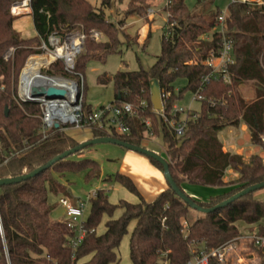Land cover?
I'll list each match as a JSON object with an SVG mask.
<instances>
[{
  "label": "trees",
  "instance_id": "trees-1",
  "mask_svg": "<svg viewBox=\"0 0 264 264\" xmlns=\"http://www.w3.org/2000/svg\"><path fill=\"white\" fill-rule=\"evenodd\" d=\"M16 1L20 0H0V180L31 173L79 145L59 129L50 130L43 139L38 106L19 103L16 99L20 71L27 58L38 53L37 48L46 35L63 36L76 28L82 29L86 38L75 66L76 72L83 76L86 62H104L107 56L119 52L121 45L117 26L106 19L103 10L94 9L87 0H30L36 36L23 38L13 29L15 18L10 14V6ZM99 1L101 8L110 7L111 0ZM204 1L197 0V3L200 5ZM144 3L143 0L139 8L129 4L125 14H136L144 19ZM165 11L166 34L161 38L160 54L151 68L148 71H117L110 77L98 76L96 81L102 86L111 84V104L128 103L136 111L135 117L126 120L129 136L114 132L110 136L144 148L143 141L147 137L144 121H149V132L153 138L160 137L169 173L180 190L184 182L208 188H230L207 202L192 200L202 208H212L264 182V164L257 155L244 162L241 156L224 152L218 139L223 129L244 125L251 144L264 152L261 140L264 134V7L255 2H235L227 9L224 34L232 40L235 60L230 68L231 86L214 80L202 84V79L211 72L202 63L211 53H217L221 40L217 31L210 38L205 37L217 27L221 13L191 14L185 0H167ZM145 21L150 26L151 22ZM91 30L98 32L104 41L95 43L88 39ZM148 38L149 32L143 46ZM10 49L12 56L5 60L3 56ZM58 73H61L59 65L48 70L51 75ZM154 80L158 82L160 94L167 95L162 100L167 114L186 91L192 94L198 91L204 97L198 102V109L192 111L195 119L188 116L181 138H176L153 111L150 99ZM178 80H184L185 85L177 90ZM244 83L253 84L251 101L245 100L239 92ZM142 102L145 108H139ZM83 109L85 116L92 112L84 96ZM92 137H108V134L93 131ZM82 152L54 163L37 177L0 187V231L7 251L6 259L0 235V264H118L116 252L131 222L135 225L129 237V264H159L164 253L170 264H187L200 251L209 253L241 236L246 227H256L255 234L264 238V201L253 199V193L207 215L198 213L186 224L191 209L169 188L147 203L131 179L115 173L105 181H113L134 194L138 202L119 201L113 205L109 203L107 191L96 190L89 199V213L84 224L87 234L73 253L68 246L72 234L63 223L50 219L47 192L57 191L55 177L82 172L84 181L89 182L98 176L100 167L95 161L71 159ZM149 161L162 172L158 163ZM228 169L236 172L238 178L226 184L223 178ZM117 209L121 210V215L114 219ZM103 218L106 219L105 232L97 235ZM257 252L259 264H264V248L257 247ZM208 264L220 263L210 258Z\"/></svg>",
  "mask_w": 264,
  "mask_h": 264
},
{
  "label": "rangeland",
  "instance_id": "rangeland-1",
  "mask_svg": "<svg viewBox=\"0 0 264 264\" xmlns=\"http://www.w3.org/2000/svg\"><path fill=\"white\" fill-rule=\"evenodd\" d=\"M87 1L94 9L103 10L106 19L117 26L118 38L121 42V45L119 46V52L107 56L104 62L89 61L85 64V103L91 108H98L101 106H106L113 101V89L111 84L107 86L98 85L96 81L98 76L106 75L107 77H110L117 71L131 72L137 71L138 69H144L148 71L156 61V58L160 54L161 38L166 34L165 30L167 28V13L164 7L167 0H144V4L146 5L144 19L140 18L136 14H125L128 10L129 4L135 8H139L143 4V0H111L110 7L104 9L101 8L99 0ZM251 1L256 2L257 0ZM231 3L232 0H205L199 5L197 0H185V6L189 13H205L206 15H210L216 11H218V13L224 14L227 12V9ZM149 8L153 11L151 16L147 14V9ZM19 19L20 18H15V24L19 21ZM28 20L29 19L26 21L27 24L29 22ZM145 20L151 22L150 26ZM75 30L82 31L80 28H76ZM215 31H217V27L213 31L209 32L208 36L205 38H210V36ZM148 32V41L146 45L143 46V41ZM88 39L95 43L104 41L102 36L99 41L91 39L89 35ZM184 85V80H178L175 83V88L178 90ZM239 92L246 100H252L254 95L253 84H242L239 87ZM177 105L183 110L198 109V102L194 100V94H192L190 91L184 92L182 99L177 103ZM239 127H227L220 131L218 133L219 141L227 142L229 139H236L246 143L249 134L248 132L240 131ZM86 133H88L87 130H66V134L68 136ZM147 138L151 139L150 137ZM246 144L249 143L247 142ZM145 147L154 154L166 159L160 137L153 138L151 142H149ZM125 150L126 149L111 144H99L87 147L80 155L71 157V159L75 161H95L100 167V172L97 177L91 179L89 182L84 181V173L82 172L69 173L62 178L54 176L57 183V191L53 192L48 190L47 192V199L50 207V219L54 222H62L65 219L64 210L58 204V200L60 198H66L68 200L79 199L84 201L88 196H92L96 190L107 191L110 204L117 205L119 201L136 204L138 202L137 196L127 192L113 181H105L107 177L114 175L119 170L122 159L121 154ZM143 157L148 160L153 168L158 170L147 157ZM159 172L162 173L161 171ZM206 188L207 187H201L189 183H183L181 186L184 194L194 201H207L209 200V197L219 194L218 192L214 191L210 192ZM253 199L257 201H264V188L254 192ZM88 213L89 206L86 208V217ZM120 214L121 210L117 209L114 214V219H117ZM197 216L198 213L196 211L190 210L186 218V224L191 223ZM105 221V218H103L99 224L97 228V235H102L105 232ZM134 225V222L129 224L127 228V234L122 238L120 246L117 249L116 254L118 264H129L128 244ZM242 226L243 225L240 227L242 228ZM256 231V227H246L242 230L241 236L230 241L233 246V250L230 252V254H228L225 264H259L260 258L258 256L257 246L252 244L247 238V236L255 234Z\"/></svg>",
  "mask_w": 264,
  "mask_h": 264
},
{
  "label": "built area",
  "instance_id": "built-area-1",
  "mask_svg": "<svg viewBox=\"0 0 264 264\" xmlns=\"http://www.w3.org/2000/svg\"><path fill=\"white\" fill-rule=\"evenodd\" d=\"M251 3V0H232V3ZM255 3L264 7V0H257ZM167 2L165 4V9ZM10 14L14 18L31 15L30 0H20L12 3L10 6ZM147 14L151 16L153 11L147 10ZM47 19L49 15L45 13ZM226 13L221 14L217 18V32L221 35L220 47L216 54L211 53L207 60L202 64L210 69V74L202 79L204 85L209 80L221 81L226 86L232 85V76L230 68L234 66L235 60L233 56V43L230 38L224 34V20ZM89 37L96 41L101 39L98 32L92 30ZM85 34L82 31H71L63 36L57 33H48L44 40L40 42L37 48L38 53L31 55L20 71L17 88L16 99L19 103H31L38 106L41 119L42 138L47 137V133L55 129L57 125L60 131L67 129L87 130L105 132L108 137L112 132L120 136H129L130 130L127 125V118L135 117L136 111L131 104L123 103L119 105L108 104L98 108H92L89 116L84 115L83 96H84V76L76 72V58L82 52L85 41ZM13 50L10 49L4 54V59L11 58ZM59 65L61 73L48 74V70ZM28 66L27 69H25ZM41 87L44 89L53 88L65 92L63 98L47 99L45 97L33 98L32 89ZM161 101L167 98V95L160 94ZM194 100L203 101L204 97L197 91L194 94ZM139 108H145L142 102ZM155 112V111H154ZM174 132L176 138L184 135L186 128V120L190 115L195 119L196 115L191 110H183L177 104L173 105L169 113L162 110L155 112ZM147 129V137L143 141V147L153 139L149 132L150 123L144 121ZM264 143V134L261 136ZM264 164V159L262 160ZM93 196V195H92ZM88 196L86 200H76L71 202L66 198L58 200L59 206L64 210L65 220L62 222L69 232L72 234L68 241V246L74 253L82 244L87 230L85 229L86 208L89 206ZM92 232V231H91ZM4 254L7 259V251L3 240L2 231H0ZM252 244L258 248H264V238L251 234L247 236ZM233 250L231 242L224 244L209 253L200 251L187 264H208L210 258L217 259L220 264H225L228 254ZM159 264H170L167 254H162Z\"/></svg>",
  "mask_w": 264,
  "mask_h": 264
},
{
  "label": "crops",
  "instance_id": "crops-1",
  "mask_svg": "<svg viewBox=\"0 0 264 264\" xmlns=\"http://www.w3.org/2000/svg\"><path fill=\"white\" fill-rule=\"evenodd\" d=\"M23 18L20 17L19 21L16 24L15 22H13V29L17 33H19L23 38H31V37L36 36L31 15L24 16ZM27 19H29L28 24L26 22ZM247 101H251V100H247ZM239 128H240V131L248 132V129L244 125L240 126ZM64 134L67 137H70L71 139H73L78 144H81L88 140L93 139L92 133L90 132L86 134H81V135L68 136L65 130ZM247 142L249 144H246ZM246 143H243L236 139H229L227 140V142H221L224 152H228L230 154L241 156L244 162H248L249 158L253 155H257L261 160L264 159V152L261 151L259 147L253 146L251 144L250 135L247 138ZM121 155H122V159H121L120 167L117 173L122 174L128 177L129 179H131L137 191L139 192V194L141 195V197L144 199L145 202L147 203L153 202L160 193L168 189V186H166V182L164 181L162 173H160L158 170L153 168L148 162V160L144 158L142 155L135 154L133 152L126 151V150ZM237 178H238V174L234 172L233 170L228 169L225 172L223 181L224 183L228 184L230 182L236 181ZM184 183H187V182H184ZM206 189L210 192H213V191L218 192L219 194L216 196H219L223 194L224 192L228 191V189L230 188L228 187L208 188L207 187ZM216 196H213V197H216ZM211 197H209V199ZM76 200H79V199H71L70 201L75 202ZM207 201L200 200L197 202H207Z\"/></svg>",
  "mask_w": 264,
  "mask_h": 264
},
{
  "label": "water",
  "instance_id": "water-1",
  "mask_svg": "<svg viewBox=\"0 0 264 264\" xmlns=\"http://www.w3.org/2000/svg\"><path fill=\"white\" fill-rule=\"evenodd\" d=\"M64 95H65L64 91L56 90L53 88L44 89L41 87H34L32 89V97L33 98L45 97L47 99H55V98H63ZM150 100H151V105H152L153 111L159 112L162 110V101L160 98V89H159L158 82L155 80L152 82V85H151V99ZM5 114H7V110H5ZM54 128L57 129L58 126L54 125ZM99 144L115 145V146L121 147L123 149L135 152L139 155L145 156L148 159H151V160L155 161L156 163H158L162 167V173H163L164 180H165L168 188L172 191V193L174 195H176L177 198H179L185 204H187L191 210H194L199 214L207 215V214L212 213L216 210L226 208L230 204H232L234 201H237L240 198H242L248 194L254 193V192L264 188V182H263V183L251 186L245 190L240 191L239 193L231 196L227 200L219 203L218 205H216L212 208H202V207L198 206L196 203H194V201H192L188 196H186L182 192V190H180V188H178V186L174 183V181H173V179L169 173L168 163L164 158L154 154L150 150H147V149L142 148V147H136V146L130 145L126 142L114 139L113 137H102V138H95V139L93 138V139L88 140L84 143H81L77 147L64 152L63 154H61L58 157L50 160L45 165L41 166L40 168L34 170L31 173L24 174V175H22L20 177H16V178H6V179L0 180V187L15 185V184H18L22 181H26V180L32 179L34 177H37L41 173L48 170L54 163L59 162L65 158H68V157L74 155L75 153H77L81 150H84L87 147L99 145Z\"/></svg>",
  "mask_w": 264,
  "mask_h": 264
},
{
  "label": "bare ground",
  "instance_id": "bare-ground-1",
  "mask_svg": "<svg viewBox=\"0 0 264 264\" xmlns=\"http://www.w3.org/2000/svg\"><path fill=\"white\" fill-rule=\"evenodd\" d=\"M27 68H28V66L25 69H27Z\"/></svg>",
  "mask_w": 264,
  "mask_h": 264
}]
</instances>
